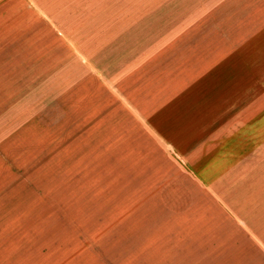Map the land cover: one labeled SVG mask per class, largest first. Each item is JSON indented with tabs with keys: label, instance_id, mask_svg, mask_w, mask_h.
<instances>
[{
	"label": "rangeland",
	"instance_id": "1",
	"mask_svg": "<svg viewBox=\"0 0 264 264\" xmlns=\"http://www.w3.org/2000/svg\"><path fill=\"white\" fill-rule=\"evenodd\" d=\"M55 16L0 87V264H264V0Z\"/></svg>",
	"mask_w": 264,
	"mask_h": 264
},
{
	"label": "crops",
	"instance_id": "2",
	"mask_svg": "<svg viewBox=\"0 0 264 264\" xmlns=\"http://www.w3.org/2000/svg\"><path fill=\"white\" fill-rule=\"evenodd\" d=\"M72 5L73 0H0V87L5 78L19 76L27 47L36 42L34 26L27 20L56 21L55 14Z\"/></svg>",
	"mask_w": 264,
	"mask_h": 264
}]
</instances>
